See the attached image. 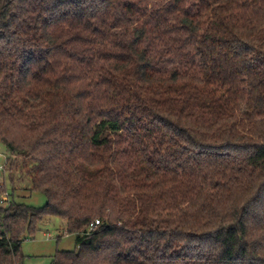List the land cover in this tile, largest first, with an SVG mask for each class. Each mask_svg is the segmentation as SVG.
<instances>
[{
  "label": "trees",
  "instance_id": "obj_1",
  "mask_svg": "<svg viewBox=\"0 0 264 264\" xmlns=\"http://www.w3.org/2000/svg\"><path fill=\"white\" fill-rule=\"evenodd\" d=\"M0 143V264H264V0H0Z\"/></svg>",
  "mask_w": 264,
  "mask_h": 264
},
{
  "label": "rangeland",
  "instance_id": "obj_2",
  "mask_svg": "<svg viewBox=\"0 0 264 264\" xmlns=\"http://www.w3.org/2000/svg\"><path fill=\"white\" fill-rule=\"evenodd\" d=\"M174 61L168 59L165 66L170 68ZM6 147L0 143V178L5 183L9 193L14 191V199L34 206L46 203V196L39 191L31 190V175L28 170L32 163H26L23 158H16L15 165L10 168L15 157L8 162ZM13 190V191H12ZM76 234L66 231V222L59 216L45 217L37 226L33 238L22 243L25 256L23 264H51L54 256L61 250L76 248Z\"/></svg>",
  "mask_w": 264,
  "mask_h": 264
},
{
  "label": "built area",
  "instance_id": "obj_3",
  "mask_svg": "<svg viewBox=\"0 0 264 264\" xmlns=\"http://www.w3.org/2000/svg\"><path fill=\"white\" fill-rule=\"evenodd\" d=\"M99 223V221H97V224ZM92 227H94V225L92 224Z\"/></svg>",
  "mask_w": 264,
  "mask_h": 264
}]
</instances>
